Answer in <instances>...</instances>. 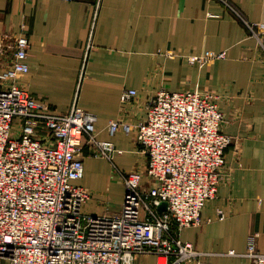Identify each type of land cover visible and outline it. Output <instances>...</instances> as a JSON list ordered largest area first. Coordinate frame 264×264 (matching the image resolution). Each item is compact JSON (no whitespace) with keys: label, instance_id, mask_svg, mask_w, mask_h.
<instances>
[{"label":"crops","instance_id":"crops-1","mask_svg":"<svg viewBox=\"0 0 264 264\" xmlns=\"http://www.w3.org/2000/svg\"><path fill=\"white\" fill-rule=\"evenodd\" d=\"M251 22L264 23V0H228ZM23 33L30 43L29 71L20 84L50 110L67 112L74 102L96 117L99 141H111L112 160L84 148V174L76 182L91 193L85 209L119 210L123 172L144 168L146 156L133 131L108 133L111 121L130 125L147 115L158 90H197L220 97L233 138L216 195L201 213V224L180 239L197 250L243 253L249 237L264 249V59L255 40L214 0H0V42L13 47ZM226 52L199 67L185 56ZM172 53V56L167 54ZM136 90L128 103L124 90ZM154 254L134 264H160ZM212 264H249L246 258L215 255Z\"/></svg>","mask_w":264,"mask_h":264},{"label":"built area","instance_id":"built-area-1","mask_svg":"<svg viewBox=\"0 0 264 264\" xmlns=\"http://www.w3.org/2000/svg\"><path fill=\"white\" fill-rule=\"evenodd\" d=\"M214 1L246 28L264 59V23L248 21L228 0ZM29 48L23 33L13 47L0 42V264H134L145 254L161 258L160 264H212L215 255L264 264L255 234L243 253L204 252L180 239L185 228L201 224L233 143L222 131L227 121L217 94L161 89L148 99L140 122L111 121L108 133L133 131L146 161L141 170L114 168L123 185L120 209L91 214L85 209L91 193L76 184L84 174V148L109 161L122 151L96 138V117L76 102L58 113L21 86ZM224 58V51L185 56L199 67ZM136 94L124 90L120 101ZM162 202L167 206L159 211Z\"/></svg>","mask_w":264,"mask_h":264},{"label":"water","instance_id":"water-1","mask_svg":"<svg viewBox=\"0 0 264 264\" xmlns=\"http://www.w3.org/2000/svg\"><path fill=\"white\" fill-rule=\"evenodd\" d=\"M166 206H167V204H166L165 202H162V203L157 207V209H158L159 211H164V210L166 209Z\"/></svg>","mask_w":264,"mask_h":264},{"label":"rangeland","instance_id":"rangeland-1","mask_svg":"<svg viewBox=\"0 0 264 264\" xmlns=\"http://www.w3.org/2000/svg\"><path fill=\"white\" fill-rule=\"evenodd\" d=\"M248 21H250V20H248ZM251 22V21H250ZM117 178V177H116ZM118 179V178H117ZM4 264V263H3Z\"/></svg>","mask_w":264,"mask_h":264}]
</instances>
